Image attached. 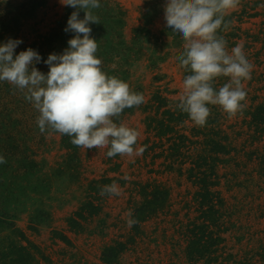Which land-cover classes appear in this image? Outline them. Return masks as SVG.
Wrapping results in <instances>:
<instances>
[{
    "label": "rangeland",
    "instance_id": "374dc122",
    "mask_svg": "<svg viewBox=\"0 0 264 264\" xmlns=\"http://www.w3.org/2000/svg\"><path fill=\"white\" fill-rule=\"evenodd\" d=\"M67 8L61 0L0 3V42L20 38L22 43L15 50L18 53L33 44L41 46L37 51L42 60L36 67L46 73L49 68L43 60L49 53L62 52L74 35L65 31ZM94 13L100 22L90 25L91 35L98 40L97 55L103 69L143 95V106H133L114 118L138 132L136 151L143 150L146 137L155 139L145 122L146 115L153 114L147 107L151 97L160 93L174 104L182 94L185 70L176 57L183 51L184 41L166 29L164 0H101ZM229 14L234 26L229 30L237 37L230 38L236 41L228 48L243 45L253 65L251 78L243 81L245 107L234 115L219 105L209 107L212 116L213 106L215 112L221 108L219 126L234 148L245 152L240 157L243 174L236 179L235 162L217 165L222 175L217 188L234 216L223 226L227 230H218L223 240L214 246L216 251L206 253L194 264H233L232 260L244 257L264 264L259 255L264 246V180L258 175L256 182L246 178L250 171L256 176L264 158V133L253 139V130L246 122L252 106L264 102V0H240ZM3 20L15 28L13 34L3 27ZM218 80L222 86L228 78ZM38 115L22 91L0 82V155L5 157L0 163V256L3 254L4 264H13L16 246L31 251V245L38 249L37 264H102L104 248L130 236L133 240L127 241L116 264H192L185 251L188 228L200 221L194 198L197 186L185 174L165 168L160 163L162 157L154 162L145 151L139 157L119 154L109 158L107 146L85 149L55 130L42 133ZM185 124L188 133L192 126L202 132L194 137L201 140L193 144L198 149L208 136V128L214 126L209 121L201 127L193 121ZM254 149L255 155L249 160L248 151ZM232 155L237 157L241 152L233 151ZM93 180L103 186L116 181L120 193L101 195L95 200L98 210L92 213L82 208L84 217L74 215L78 224L70 226L68 218L92 197L88 189ZM145 183L166 186L169 203L133 230L128 227L130 210L141 200L138 190ZM210 258L213 260L208 261Z\"/></svg>",
    "mask_w": 264,
    "mask_h": 264
},
{
    "label": "clouds",
    "instance_id": "9594fccd",
    "mask_svg": "<svg viewBox=\"0 0 264 264\" xmlns=\"http://www.w3.org/2000/svg\"><path fill=\"white\" fill-rule=\"evenodd\" d=\"M61 3L74 9L65 27L66 32L74 33L68 46L60 53H49L43 60L49 68L45 73L36 67L41 54L32 47L17 53L22 40L9 37L0 42V82L6 81L24 93L39 113L37 125L42 133L55 130L85 149L107 146V157L142 156L144 150L136 151L138 132L114 118L126 108L143 106V95L103 69L97 55L98 40L91 35L90 25L100 22L94 10L101 7V0ZM239 4L240 0H164L166 29L184 41L176 60L187 74L177 107L197 125L206 123L209 105H219L229 115L245 107L243 81L251 78L253 65L243 45L229 50L221 34L227 27L225 17ZM220 77L228 80L217 87ZM4 162L5 157L0 155V163ZM119 193L116 181L100 190L102 196ZM128 227H135V223L130 221Z\"/></svg>",
    "mask_w": 264,
    "mask_h": 264
},
{
    "label": "trees",
    "instance_id": "16d2710c",
    "mask_svg": "<svg viewBox=\"0 0 264 264\" xmlns=\"http://www.w3.org/2000/svg\"><path fill=\"white\" fill-rule=\"evenodd\" d=\"M72 11H74V9L68 6V17ZM231 15L232 14H228L225 17L227 27L224 28L221 33L227 40L228 46L230 44L234 45L233 43L236 41H232L230 38L237 37V34L229 30L231 27H234L231 26L233 23ZM4 21L5 20L2 21L3 27L11 33L14 32L15 28L13 26H8ZM28 47L35 48L36 50L41 48V46L37 44ZM26 48H23V50ZM186 74L185 71V75ZM221 83L222 82L218 80L216 82L217 87H219ZM178 102L179 99H176L173 100L174 104H170L169 99L165 98L160 93H156L151 97L147 107L153 109V114L146 115L145 122L147 131H151L155 139L150 140L151 136L146 137L143 141V150L145 154L148 153V155L154 159V162L157 157H162L163 159L160 163L165 168H169L170 170L174 169L179 174H185L186 178L197 186V190L194 192V198L198 211L197 218L200 222L193 223L189 226V238L185 246L187 258L194 264L202 256H206V253L216 251L214 246L218 241L220 242L221 239L223 240L218 230H227V228H223V226L226 225L227 221L233 220L234 216L232 209L226 205V200L221 190L217 188L221 183L222 177L216 170L217 165L226 164L229 161L235 162V171H233V173L236 179H238V175L243 174V163L240 161V157L242 158V153L245 152L236 150L233 146L234 144L228 139V135L226 136L224 134L223 129L219 126L220 124H218V118L221 116L220 112L222 110L221 108H217L215 112L214 106V116H212L210 112V116L207 118V121L213 122L214 126L208 128V136L202 139L203 145L199 147V149L195 146L193 147V144L196 142L198 144L201 141L194 138L196 135L195 133L202 132L195 130V126H192L189 128L190 132L188 133V126L185 123L186 121L192 120L186 112L181 111L177 107ZM128 109L129 108H126L122 113L126 112ZM248 114L250 118L247 119L246 122L248 129L250 131L253 130L252 136L253 139H255L264 133V102L255 103ZM216 124L217 126L215 127ZM67 137L71 139V137ZM65 141L68 143L66 138ZM107 150L108 148L106 152ZM233 151H236V154L241 152V155L233 157ZM118 155L119 154L114 157ZM248 155L249 160H251L252 155H255V149L248 151ZM259 165L256 176H254L255 171H253L254 173L250 171V173H246L247 179H252L256 182L258 175L264 180V158L261 157ZM90 185L88 190L89 193L92 194V197L89 202L84 204V206H80L79 210H76L73 216L68 218L70 226L78 224V219L74 217V215L79 218L84 217V213H81L82 208L89 209L92 213L98 210V204H96L95 200L100 199V190L103 185L98 180H93ZM138 194L141 200L136 202L130 210V219L135 223V227L132 228L133 230H137L141 222H144L159 209L163 210L168 205L170 197L168 188L162 184L156 183L143 184L140 186ZM225 218H228V220H225ZM131 237L132 236H130L128 240H130ZM128 240H118L114 245L106 246L101 255L102 264H116L118 256L125 249ZM16 248V257L12 260L13 264H37L35 256L38 249L35 245L30 246L32 249L31 251L25 246H16ZM2 255L3 254H1V256ZM259 255L264 259L263 245ZM1 256L0 264H4V260L2 262ZM212 260L213 258H210L208 261ZM232 262H234L233 264H256L251 257L240 258L237 261L232 260Z\"/></svg>",
    "mask_w": 264,
    "mask_h": 264
}]
</instances>
